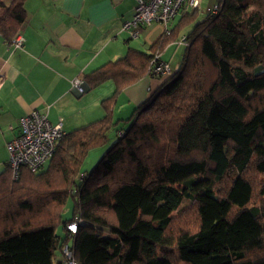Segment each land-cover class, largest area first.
I'll use <instances>...</instances> for the list:
<instances>
[{
  "label": "trees",
  "instance_id": "obj_1",
  "mask_svg": "<svg viewBox=\"0 0 264 264\" xmlns=\"http://www.w3.org/2000/svg\"><path fill=\"white\" fill-rule=\"evenodd\" d=\"M26 1L0 0L7 42L26 20ZM220 3L185 36L180 67L91 172L82 171L85 159L121 122L118 97L156 77L150 61L197 11L150 53L129 49L84 78L89 90L114 82L105 116L66 133L43 169L17 179L9 166L0 173V264H54L74 220L79 264H264V73L255 76L264 70V0Z\"/></svg>",
  "mask_w": 264,
  "mask_h": 264
},
{
  "label": "crops",
  "instance_id": "obj_2",
  "mask_svg": "<svg viewBox=\"0 0 264 264\" xmlns=\"http://www.w3.org/2000/svg\"><path fill=\"white\" fill-rule=\"evenodd\" d=\"M136 3L137 0L25 2L26 20L16 35L25 39L24 46L13 47L11 42L16 36L7 42L0 34V173L9 166L8 142L20 134V119L30 112L46 114L53 125L61 122L66 133L105 116L102 101L114 93V82L106 81L82 95L73 90L72 82L125 57L129 49L150 53L165 28L154 24L144 29L138 39H132L123 24L133 17ZM203 18L181 31L161 54L173 72L182 64L186 50L178 40ZM163 76H146L125 88L113 110L115 122L129 120L170 77ZM113 130L116 137L112 141ZM113 130L108 136L109 147L117 141L120 125Z\"/></svg>",
  "mask_w": 264,
  "mask_h": 264
},
{
  "label": "built area",
  "instance_id": "obj_3",
  "mask_svg": "<svg viewBox=\"0 0 264 264\" xmlns=\"http://www.w3.org/2000/svg\"><path fill=\"white\" fill-rule=\"evenodd\" d=\"M201 0H137L133 17L123 24L132 39H138L142 31L154 24H161L166 35L170 34V26L179 16L199 10ZM220 5L207 9L208 14H217ZM25 39L18 35L11 42L16 48H21ZM181 45L188 47L190 44L186 37L180 41ZM149 71L159 77L170 76L173 72L169 63L161 60L159 54L150 61ZM73 90L82 95L87 90V84L82 76L72 82ZM20 134L8 142L9 167L15 179L21 169L26 168L31 173H37L54 156L58 143L65 137L66 132L62 123L53 125L46 114L32 111L20 119ZM121 134V133H120ZM78 221L74 220L66 225L68 241L62 246L54 264H79L75 257L74 240L78 232Z\"/></svg>",
  "mask_w": 264,
  "mask_h": 264
},
{
  "label": "rangeland",
  "instance_id": "obj_4",
  "mask_svg": "<svg viewBox=\"0 0 264 264\" xmlns=\"http://www.w3.org/2000/svg\"><path fill=\"white\" fill-rule=\"evenodd\" d=\"M9 1V0H7ZM214 5H220V0H201L200 3V8L198 10V14H197V18L194 20V22L198 21L199 19H202L204 17V15L207 14V9L213 7ZM189 28V27H188ZM185 30V29H184ZM184 36H182L179 40L178 43H180L181 39ZM167 76L164 75L163 78H166ZM120 129H124L128 126V123L126 121H121L120 122ZM118 125V126H119ZM116 137V132L113 130L111 132V140L113 141V139H115ZM109 145H105L102 147H98L96 149H93L89 155L87 156V158L85 159V162L83 164L82 170L85 172H91L99 163V161L103 158V156L106 154V152L109 150ZM80 180L83 179V177L81 176L79 178ZM78 179V180H79ZM72 202L70 201L67 205L66 211H65V218L70 219L72 217ZM57 232L60 235H63V228L62 226L58 228Z\"/></svg>",
  "mask_w": 264,
  "mask_h": 264
},
{
  "label": "water",
  "instance_id": "obj_5",
  "mask_svg": "<svg viewBox=\"0 0 264 264\" xmlns=\"http://www.w3.org/2000/svg\"><path fill=\"white\" fill-rule=\"evenodd\" d=\"M262 73H264V70H262V67L256 68V70H255V76H259ZM87 90H88V87H87Z\"/></svg>",
  "mask_w": 264,
  "mask_h": 264
}]
</instances>
